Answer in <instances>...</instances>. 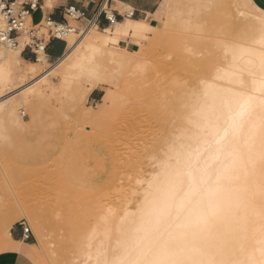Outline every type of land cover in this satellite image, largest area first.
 I'll return each instance as SVG.
<instances>
[{
	"label": "bare ground",
	"instance_id": "1",
	"mask_svg": "<svg viewBox=\"0 0 264 264\" xmlns=\"http://www.w3.org/2000/svg\"><path fill=\"white\" fill-rule=\"evenodd\" d=\"M224 7L236 9L245 22L222 43L225 62L177 109L180 129L146 181L144 176L141 186L137 181L134 201L128 198L120 213L103 212L101 222L86 229L81 264H264V18L253 15L243 0H162L161 9L173 12L165 11L160 20L179 39ZM74 22L81 26L69 24L66 52L50 70H43V45L23 68L20 50L2 49L0 42V125L11 117L19 121L18 103L34 108L33 100L42 94L36 83L54 90L46 77L54 70L65 83L75 73L87 75V94L104 90L100 111L88 114L96 128L113 107L123 105L124 93L108 88L115 84L102 60L124 65L129 52L120 41L133 38L138 53L158 25L129 17L99 30ZM26 77L36 80L21 89ZM22 213L36 224L42 246L43 217ZM11 226L7 221L0 228L5 239Z\"/></svg>",
	"mask_w": 264,
	"mask_h": 264
},
{
	"label": "rangeland",
	"instance_id": "2",
	"mask_svg": "<svg viewBox=\"0 0 264 264\" xmlns=\"http://www.w3.org/2000/svg\"><path fill=\"white\" fill-rule=\"evenodd\" d=\"M161 10L160 3L155 14L158 20L166 11ZM237 12L224 7L210 13V22L179 39L165 22L155 19L153 25L158 26L138 53L134 51L140 47L127 38L136 47L133 52L128 50L124 65L102 60L116 85L108 88L123 92L124 100L122 106L112 108L114 113L101 128L88 116L100 111L104 90H97L101 94L93 101L91 93H85L87 75L81 73L79 78L75 73L65 83L52 75L54 70L46 76L51 91L43 82L36 83L41 96L46 95L33 100L34 108L18 103L19 121L7 118L0 125V228L7 221L11 228L28 225L32 230L28 242L38 252L40 264H81L86 229L100 223L103 212L120 213L128 198L134 201L139 192L133 189L142 185L139 178L144 176L146 181L180 129L177 113L183 100L225 62L222 43L232 40L245 23ZM74 21L69 19V24L78 29L81 25ZM0 23V29L5 28L1 18ZM82 25L89 26L87 22ZM21 42L24 45L29 40ZM119 46L127 49L124 44ZM29 63L21 61L23 68H29ZM55 64L47 61L43 70ZM35 80L22 78L19 86L22 89ZM21 209L43 217L42 246L36 224ZM1 239L5 236L0 232Z\"/></svg>",
	"mask_w": 264,
	"mask_h": 264
},
{
	"label": "crops",
	"instance_id": "3",
	"mask_svg": "<svg viewBox=\"0 0 264 264\" xmlns=\"http://www.w3.org/2000/svg\"><path fill=\"white\" fill-rule=\"evenodd\" d=\"M161 1L162 0H110L108 5L116 16V22H123L124 19L130 17L134 20L148 21V23L153 25L155 22L153 16L156 14ZM243 2L253 15L264 18V0H243ZM71 5L85 14V17L77 20V22L88 23L96 12V6L88 4L85 0H40L38 8L28 13L29 23L31 25H37L45 18H49L55 23H64L65 19L69 22V19L65 16V9ZM25 8L27 9L26 6ZM95 26L99 30L110 27L103 17L99 19ZM21 44L22 42L18 48L20 50V58L25 62H34L37 59L38 53L35 55L30 49L25 47L22 48ZM119 44H124L125 47L127 46V50L129 51H134L136 47L131 40L120 41ZM42 45L44 46L43 53L49 63L58 61L63 57L67 49L66 41L57 39L44 40ZM100 94V91L94 90L91 92L90 97L95 101L99 99ZM9 119L13 118L11 117ZM38 260V252L33 244H30L22 238L19 225L13 226L10 229L9 238L1 239L0 264H40Z\"/></svg>",
	"mask_w": 264,
	"mask_h": 264
},
{
	"label": "built area",
	"instance_id": "4",
	"mask_svg": "<svg viewBox=\"0 0 264 264\" xmlns=\"http://www.w3.org/2000/svg\"><path fill=\"white\" fill-rule=\"evenodd\" d=\"M40 0H26L19 3L18 0H0V18L5 24L4 32H0V42L12 50H17L22 39L27 38L29 42L24 47L30 49L35 55L36 50L42 47L44 40L57 39L65 41L69 22L55 23L49 18L42 19L37 25H31L28 20L29 11L38 8ZM88 4L96 6V12L88 25H96L101 17L112 26L116 23V16L109 8L110 0H85ZM27 2V3H25ZM27 7V9L25 8ZM65 16L68 19H83L85 14L74 6L65 9ZM48 30L47 34L41 32ZM21 236L25 241L32 238V230L25 223L19 224Z\"/></svg>",
	"mask_w": 264,
	"mask_h": 264
}]
</instances>
